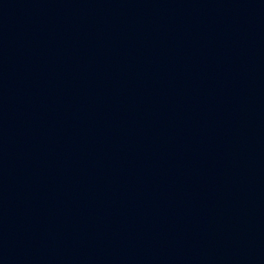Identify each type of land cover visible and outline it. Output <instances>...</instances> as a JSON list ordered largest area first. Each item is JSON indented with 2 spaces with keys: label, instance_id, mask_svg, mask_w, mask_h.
I'll use <instances>...</instances> for the list:
<instances>
[{
  "label": "water",
  "instance_id": "water-1",
  "mask_svg": "<svg viewBox=\"0 0 264 264\" xmlns=\"http://www.w3.org/2000/svg\"><path fill=\"white\" fill-rule=\"evenodd\" d=\"M0 264H264V0H0Z\"/></svg>",
  "mask_w": 264,
  "mask_h": 264
}]
</instances>
